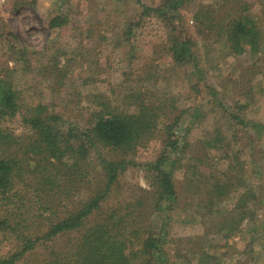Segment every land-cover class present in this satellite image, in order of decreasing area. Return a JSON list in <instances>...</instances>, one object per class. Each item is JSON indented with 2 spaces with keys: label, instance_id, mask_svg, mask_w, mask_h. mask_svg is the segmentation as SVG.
I'll list each match as a JSON object with an SVG mask.
<instances>
[{
  "label": "rangeland",
  "instance_id": "1",
  "mask_svg": "<svg viewBox=\"0 0 264 264\" xmlns=\"http://www.w3.org/2000/svg\"><path fill=\"white\" fill-rule=\"evenodd\" d=\"M34 1L0 0V79L10 81L22 103L2 126L30 136L24 117L40 105L62 116L65 129H90L100 111L133 114L142 104L154 119L151 133L130 151L93 143L87 158L68 155L69 170H53L66 173L55 186L18 181L10 203L0 197V218L9 220L8 228H0V257L22 245L10 231L17 223L23 234H43L50 221L98 195L107 179L101 165L106 157L129 163L81 231L71 240L57 239L54 249L73 248L97 220L108 219L130 243L164 235L168 264H264V200L250 196L264 192V0H189L175 23L192 40V56L182 62L171 51V25L156 13L142 16L137 0H40L41 7ZM59 6L69 19L52 28ZM242 15L249 35L238 40V50L227 24ZM177 118L181 129L174 126ZM172 127L182 140L175 154L168 145ZM165 155L175 159L167 169L178 196L160 208L153 171L144 164ZM221 179L229 189L213 197ZM241 208L253 211V220L240 223ZM147 225L153 232L145 231ZM50 251L41 246L14 264H42Z\"/></svg>",
  "mask_w": 264,
  "mask_h": 264
},
{
  "label": "trees",
  "instance_id": "2",
  "mask_svg": "<svg viewBox=\"0 0 264 264\" xmlns=\"http://www.w3.org/2000/svg\"><path fill=\"white\" fill-rule=\"evenodd\" d=\"M188 1L164 0L163 3L157 6H150L142 3V0H137L144 8L142 16L156 13L171 25L175 32L171 51L174 58L179 62L190 58L189 56H192L193 53L189 31L184 26L180 29L178 25H175ZM40 2V0L34 1L38 7L42 6ZM68 16V11L59 6L56 14L49 20V25L52 28L62 27L68 22ZM243 18L244 15L239 18L240 21L235 22L237 23L235 25L227 24L229 38L238 50H240L238 40L242 35H249L246 23H243ZM135 23L140 24L139 21L133 22V27ZM3 32L13 36L7 29H4ZM250 36L253 39V48L256 50L257 45L254 42L256 36L255 34ZM9 83L10 81L6 78L0 79V197L9 199V203L12 201L11 193L16 189L18 181L23 183L25 181L34 182L38 184L39 189L49 188L48 184L56 185L66 173L61 176L58 175L59 173L53 174V170H69L65 161L68 155H71L72 160L76 156L81 157L80 159L87 158L90 155L88 154L89 148L97 142L113 147V149H124L128 152L137 145L141 138L152 131L154 115L150 113L152 111L150 107L144 104L140 105L141 109L138 113L133 114L112 110L100 111L95 116L93 126L90 129L82 130L77 127L65 129L64 126L67 122L62 116L48 111L45 112V106L40 105L35 108L32 115L24 117V120L31 126V135H18L12 129L1 125L3 120L14 117L22 108L18 90ZM178 125L179 118L176 119L174 126L176 129H181V126L178 127ZM182 130H184L183 127ZM176 131L173 127L171 128L172 137L169 138L168 143L172 147L173 154L180 149L182 142L179 134L175 135L177 134ZM171 159L165 155L157 161L144 164L149 171H153L152 180L156 181L157 204H159L157 206L160 208L161 204L164 203L163 200H167V205L170 206L175 204L178 196L175 178L172 172L167 169V166L173 167L175 164V159L173 157ZM101 163L107 174L104 189L98 195L86 201L77 211L58 220L53 219L50 221L47 232L43 234L35 236L23 234L19 229L21 223H17L16 226L12 225L10 231L18 234L16 236L22 239V245L11 253L8 258L0 257V264H14L27 254L34 253L41 246L53 250L49 252L51 257L47 258V261L42 264H168L169 258L161 246L165 238L164 235L155 232L144 238L143 244H140V242L130 243L131 239H128L120 229H117V223L112 224L108 222V219L97 220L94 226H90L81 237L76 239L77 244L75 243L73 248L69 246L63 250L62 247H59L57 250L51 246L57 239L67 236L71 240V235L81 231L88 222L86 218L92 215L108 197L113 184L123 170L122 168H125L129 161L124 159L113 161L102 157ZM38 168H41L43 172H39ZM36 172L44 173V176L41 177L42 181L38 180L40 174H36ZM30 177H33L32 181ZM37 180L39 183L36 182ZM225 183V179L217 181L214 188H212L213 197L219 196L224 189H229L224 186ZM250 196L257 203L264 200V192L252 191ZM245 199L243 200L245 201ZM239 214L238 220L240 223L248 216H251V220L254 218L252 216H255L253 211L251 212L245 208H241ZM8 221V219L0 218V228H8ZM111 226L117 230L112 229ZM144 229L153 232L151 231L153 229L148 225L144 226ZM135 234H138V230L135 231Z\"/></svg>",
  "mask_w": 264,
  "mask_h": 264
}]
</instances>
